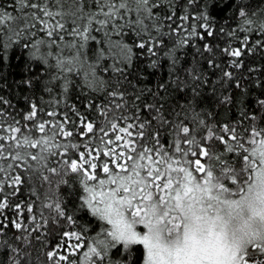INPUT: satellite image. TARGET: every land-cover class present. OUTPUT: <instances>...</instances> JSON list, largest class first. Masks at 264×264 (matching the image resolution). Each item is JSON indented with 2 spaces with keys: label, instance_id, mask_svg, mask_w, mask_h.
<instances>
[{
  "label": "snow or ice",
  "instance_id": "obj_1",
  "mask_svg": "<svg viewBox=\"0 0 264 264\" xmlns=\"http://www.w3.org/2000/svg\"><path fill=\"white\" fill-rule=\"evenodd\" d=\"M7 2L0 0V81L13 57L26 53L22 86L43 80L50 95L57 88L66 95L86 85L104 97L87 103L100 121L80 117L84 130L76 134L86 143L68 142L73 131L66 125L75 121L67 114L41 120L43 109L33 103L21 124L0 111V264H36V245L44 246L48 235L57 242L42 264H134L137 245L142 264H264V65L245 61L246 54L264 58V6ZM187 48H194L192 60L182 61ZM217 51L229 58L225 66ZM141 57L152 59L141 67ZM200 60L219 72L216 80L200 70ZM161 71L166 77L149 87V77ZM127 87L135 90L131 117L124 114ZM256 89L261 94L250 107ZM7 103L0 96V105ZM236 107L235 124L212 123L217 108ZM72 183L79 185L78 204L69 209L61 189ZM22 188L30 198L12 203ZM77 213L90 219L81 224Z\"/></svg>",
  "mask_w": 264,
  "mask_h": 264
},
{
  "label": "trees",
  "instance_id": "obj_2",
  "mask_svg": "<svg viewBox=\"0 0 264 264\" xmlns=\"http://www.w3.org/2000/svg\"><path fill=\"white\" fill-rule=\"evenodd\" d=\"M245 2L248 3V5L253 9H255L257 5L264 6V0H245ZM4 3H5V7H8L7 0H4ZM165 43L171 46V42L167 38H165ZM218 43L220 44L221 47L225 46L223 40L218 41ZM233 43L238 44L239 42L235 41ZM91 47H96L95 42H92ZM185 51L187 52V55H185ZM193 52H194V48H187L186 50H181L179 54L182 57V61H191ZM26 56L27 54L25 53L23 56H20L19 59L13 57V59L10 62V65H6L4 68V79L0 81V96H2L5 100L8 101L7 104L0 105V111L4 113V119L10 121L14 117L16 120L20 121L21 124H24L26 122L24 121L23 117L29 113V111L31 110V105L33 103H36L38 108L43 109V111L38 112V117H37L38 119L41 120L52 119L55 121H60L63 115L67 114L69 120L75 121V123H70L66 125L67 130L73 131V136L69 138L68 142L86 143L88 139L87 137H81L76 134L77 129H79L80 131L84 130L82 126H80V117H84L89 121L91 120L100 121L102 119L95 112L94 109H89L87 107V103L89 99H92L97 104L101 103L102 98L104 97V92L103 91L93 92L85 85L83 88L75 87L73 89H70L66 95L62 94V89L57 88L54 89L53 93L50 95L47 91H45V84L43 80L38 81L31 88L22 86L19 82L24 78V72L22 69ZM216 56H217V63H219L222 66H225L227 64L229 58L226 55H222L219 51H217ZM151 59H152L151 57H141V61H143L141 67L146 65ZM197 59L199 60V57H197ZM106 61L109 64L112 63V61L109 58H107V55H106ZM245 61L246 64H249V66L252 67H259L260 65H264V58H262L261 54L259 53L256 54L255 59H253L252 54H246ZM89 62H91L90 53H89ZM161 63L164 64L165 68L167 67L165 58L161 57ZM200 70L206 76H208L210 80H216L218 78L219 72L217 71L216 74L214 75L213 70L210 69L203 60H200ZM148 71L151 70L149 69ZM166 75L167 73L165 71H161L159 73L151 75L149 77V81L151 82L148 84V86L149 87L154 86V84L157 81L166 77ZM245 75H247V73H245ZM256 75L259 76L260 72H257ZM97 76H99L101 79L105 81L109 79V73H102L100 71H97ZM252 78L254 77H249V79ZM45 79L47 78L45 77ZM130 79H132V82L134 84L138 83L134 77H130ZM75 83L78 85L82 84L83 83L82 77L79 76L75 77ZM126 91H127V97L125 102L128 103L130 106L129 108L125 109L124 114L131 117L136 114L131 106L132 102L130 99L135 90L131 87H127ZM260 94L261 93L259 89L253 90L251 92L249 97L250 107H251V101L255 100L256 96ZM57 99L60 101L58 104L51 103L52 101ZM53 110L57 112V115L55 117H48L47 115H45V113L51 112ZM77 111L80 114L79 116L75 114ZM215 112L217 113V115L215 120L212 121L213 124H215L217 121L220 123L235 124L237 121L241 119L240 109L238 107L231 108L230 110H223L217 108ZM141 115L146 116L147 113H141ZM78 187H79L78 184L72 183L70 186L65 185L61 189V192L64 196V201L68 204L69 209H71L74 204H78V201L75 199L77 194L76 190L78 189ZM29 198H30L29 191L26 188H22L19 195L11 202L14 203L16 201H26ZM77 215L81 217V219L79 220V223L81 224H83L86 220L90 219V217L84 216L82 213H77ZM7 216L9 218H14L12 211H7ZM45 216H47V213H45ZM23 222H25L26 224L31 223V221L28 218L27 212L24 213ZM9 227L10 225L6 222L5 229L7 230ZM13 231L15 230L13 229ZM11 235L12 232H9V238L11 237ZM45 235H46L45 233H41L42 240L45 239ZM56 242L57 239L55 236L48 235L44 246H41L39 244L36 245L39 255V259L36 261V264H42L43 254L47 250L48 245L55 244ZM142 252H143L142 246L139 245L134 246V255L132 257L134 264H142ZM33 256L36 257L37 253H33ZM81 259H83L82 256Z\"/></svg>",
  "mask_w": 264,
  "mask_h": 264
}]
</instances>
